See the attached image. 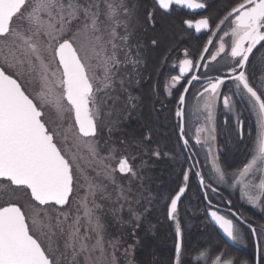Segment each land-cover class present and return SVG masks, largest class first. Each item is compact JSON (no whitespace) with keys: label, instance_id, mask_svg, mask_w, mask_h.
<instances>
[{"label":"snow or ice","instance_id":"6c2138e0","mask_svg":"<svg viewBox=\"0 0 264 264\" xmlns=\"http://www.w3.org/2000/svg\"><path fill=\"white\" fill-rule=\"evenodd\" d=\"M178 8L208 9L209 2L0 0V264H134L137 231L161 206L177 237L173 264H193L182 259L191 178L209 221L244 242L209 196L225 185L264 213V0H232L222 14L184 20L207 32L206 44L198 51L170 45L150 63L149 50L161 48ZM141 32L151 33L147 45ZM165 68L178 73L168 77L167 95L177 90L179 151L162 147L153 127L116 137L121 119L140 107L142 82ZM236 97L255 113L257 132L250 159L229 170L216 143L217 107L233 114L239 141L253 135ZM190 99L203 116L194 137L186 132ZM159 103L154 111H170ZM164 159L180 168L169 191L155 189L151 175ZM231 215L257 237L255 264H264V224L258 235L257 226ZM193 251L194 264H247L222 249Z\"/></svg>","mask_w":264,"mask_h":264},{"label":"trees","instance_id":"16d2710c","mask_svg":"<svg viewBox=\"0 0 264 264\" xmlns=\"http://www.w3.org/2000/svg\"><path fill=\"white\" fill-rule=\"evenodd\" d=\"M153 0H144L145 5L150 6ZM209 8L206 9L204 16L212 15L216 16L222 14L224 9L232 2V0H208ZM186 20L182 15L174 13L169 18V22L178 31L177 36L172 40L164 41L162 47L166 50L170 45H175L178 49L187 48L188 45H195V50H199L202 45L206 43L207 36L195 38L191 32L185 28L183 21ZM150 32L145 34L140 33L142 42L149 43ZM180 36L185 38L181 39ZM193 49V50H194ZM154 51V50H153ZM192 51V50H190ZM250 119V118H249ZM251 121V120H250ZM250 126H254L250 123ZM239 141V140H238ZM240 144H228L222 145L223 151L230 150L229 159H225V155L222 157V161L229 168V170H235L242 167L244 161L248 156V148L243 149V143ZM234 148V151H232ZM151 171L156 172L157 188L159 191H169L174 189L179 179L180 168L177 164L170 160L164 159L157 161L154 168ZM154 185V184H153ZM191 190L186 194L185 207L187 208V216L185 217L183 224L186 229L185 232V247L187 252L183 256V260L186 262H195L196 253L193 251L196 248L207 247L213 251L222 249L228 253L231 257L240 260L241 262L247 261L249 264H254V258H250L249 255L232 248L226 244V242L218 234L217 230L210 224L208 218L205 215V203L201 198L198 188L193 178L190 180ZM195 185V186H194ZM195 188V189H194ZM159 218L156 217V223L148 218V221L137 231V236L140 238V244L136 247L134 254V264H173L174 261V249L176 243L175 232L171 230V222L166 221L164 216L161 217L160 207L158 208ZM245 214L249 217V223L253 225L260 223L261 219L258 214H255L251 209L245 208ZM150 225H155L154 229L150 228ZM116 229V228H115ZM130 239V238H129ZM171 244V245H170ZM168 245V251L165 250ZM170 245V246H169ZM253 247L254 244L252 243ZM170 247V248H169ZM254 253V250H253Z\"/></svg>","mask_w":264,"mask_h":264},{"label":"flooded vegetation","instance_id":"af4514ba","mask_svg":"<svg viewBox=\"0 0 264 264\" xmlns=\"http://www.w3.org/2000/svg\"><path fill=\"white\" fill-rule=\"evenodd\" d=\"M175 13L178 14V15H182L183 17L186 18V20L187 19L197 20V19H200V18H202L204 16L203 14L205 13V11L201 12V13H191V12H186V11L178 8L175 11ZM173 15H174V13H173ZM184 26H185V24H184ZM189 31L191 32V34L195 38H200V37H203V36L204 37L205 36L208 37V35L206 33H203V34H201L200 36L197 37L193 31H191V30H189ZM145 45H147V44H145ZM195 47H196L195 45H188L187 48L189 50H193ZM164 51L165 50H164V48L162 46H161L160 49H156L154 51L153 50H149V53H148L149 54V62L150 63L159 62V59L164 54ZM173 59H175V56L173 57ZM176 74H178L176 71H169V70H167V68H165L163 70V75H156V76H153L150 81H143L142 82L141 89L136 92V95H139L141 97L140 107H139L138 110L134 111L133 114L130 117L124 116L122 118V121L119 124V126L122 127V129L120 131L121 136H126V137H129V138L133 137V136H139L145 130L146 127L158 126L157 123L153 122V114L163 116L164 113H166L165 117L167 119V123L163 122L161 126H175V116H173L172 111H174V109H175V103H176L175 93H176L177 90L174 89L173 90L174 91V95L169 97L167 95V92H168L167 81H168V77L170 75H176ZM196 87L198 88L199 85H197ZM153 88L156 89V93H157L158 99H157V97H154L152 95V89ZM191 91L192 90H190V95H191ZM235 99L237 100L236 110L238 111L239 101H238L237 97ZM161 100L167 105V107H168V109H170V111L164 112L163 114H161L158 111H154L153 104L155 105L156 109H159L160 108L159 101H161ZM192 101L193 100L190 99V102H189L190 106H188L186 108V109H189L190 111L193 110L192 105L195 104V101H193V102ZM220 105H222V104H220ZM217 109H218V107H217ZM216 118H219V120L221 119L219 124L217 125V141H216V143L221 148H223L222 145L227 146L229 144V142L226 139L228 127H229L230 131L233 130V133H234L233 135H234V137H236V133L234 131V116H233L232 113L228 112L227 110L224 112L223 107H221L220 109L216 110ZM225 118H227V120H228V124L227 125L224 124ZM241 118L244 119V121H245V131H246V133L252 127H255V126H248V123H251V121H250L249 117L247 116V111L245 112V110H244V112L242 113V117ZM124 119H125V121H124ZM126 126H128V128ZM186 126H187V122H186ZM256 132L257 131L255 129V133ZM194 133H195V131L193 132V135H194ZM203 135L204 134L202 133L201 136L203 137ZM250 137L251 136H248V135L245 136V140H244L245 143H246V141L248 142V139L250 140ZM154 139L158 141V135H156L154 137ZM245 143H243V144H245ZM253 145H254V142L251 143V147L252 148H253ZM246 148H248V146ZM223 155H224V151H223ZM151 175L154 178L153 187L158 190L156 172L155 171H151ZM204 203H205V206H206V201H204ZM219 207L224 209V210L220 211L221 214L225 215L227 218H230V219L234 218L228 212V211H235V210H233L232 205H228L227 202H226L225 204L219 205ZM156 217H157V212H154L153 215L149 217V219L151 221L153 220L154 221L153 223H156ZM234 219H233L234 223L237 224V221L234 220ZM258 235H259V233H258ZM252 243L255 245L254 241H252ZM233 248H235V247H233ZM239 248H238L239 251L249 255L250 258L253 257L254 259L253 258L252 259L254 260V264H255V261H256V258H257V251H256L255 246L253 247V249H254L253 255H252V253L244 250L241 246H239Z\"/></svg>","mask_w":264,"mask_h":264},{"label":"rangeland","instance_id":"374dc122","mask_svg":"<svg viewBox=\"0 0 264 264\" xmlns=\"http://www.w3.org/2000/svg\"><path fill=\"white\" fill-rule=\"evenodd\" d=\"M177 33H178V31L173 26V28L170 31V33L167 34L166 36H164V41L172 40L175 36H177ZM180 38L183 39L185 37L180 36ZM177 46H178V48L181 47V46H179V44ZM237 98H238V101H239L238 112L239 113H243L244 110H245V112L247 111V116L250 118L251 122L255 126V127H252L250 129V131L253 134L250 137V140L248 139V142L246 141V143L242 146L243 149L248 146V150H247L248 156L246 158L247 159H250V153H251V150H252L251 143L254 142V137H255V134H256L255 133V129L257 131V118H256L255 113L253 111H251L250 108L248 107L247 102L244 99H241L239 97H237ZM188 106H190V105H188ZM221 107H223V106L222 105H219L218 106V109H220ZM223 110H224V112L226 111V109H224V108H223ZM172 113H173V116H175L174 115V111H172ZM165 115H166V113H164L163 116L153 114V122L158 124V126H153V128H157L159 130V132L161 133L160 135H158V142L161 144L162 147H165L166 149H172V148L175 147L176 150L179 151V144L177 142V136H176V131L177 130H176L175 126H161L163 122L164 123H167V119H166ZM185 120L187 122L186 132H187V134L190 137H193L194 136L193 135V132L195 131V129L197 127H199L200 123L203 122V116L200 115L199 113H196L194 109L192 111H190L189 109H186V117H185ZM220 120H219V118H216V127L219 124ZM121 121H122V119H121ZM124 121H125V119H124ZM248 126H250V123H248ZM118 127H119V131H117V132L114 133V135L116 137H120L121 136L120 131H121L122 127L119 126V125H118ZM126 127L128 128V126H126ZM233 134H234L233 133V130L230 131V129L228 127L226 139L229 142V144L230 145L231 144L235 145L236 143L237 144H240L239 141H238V139L236 137H234ZM232 151H234V148H232ZM229 152H230V150L226 151V154L224 153L225 156L222 155V157L224 156L225 159H229V154H230ZM222 157H221V160H222ZM198 158L201 160V167L204 168L205 171H207L208 168L210 167V164H206L205 163V154H204L203 151H201L199 153V157ZM193 179L195 181V178H193ZM177 183H179V179H177ZM195 184H196V181H195ZM209 199H213V203L214 204H219V205L225 204L228 200H231L232 201V204L231 205L233 207V210H235L234 212L238 213L241 217H244L248 222H249L250 219L245 214L244 209L245 208H248V209H251L252 211H254L255 214H258L260 216L259 218L261 219V222L260 223L254 224V226H257L258 233H259V225L264 224V213H262L259 208H257L255 206L249 204L246 201V199L242 198V196H241V194H240L239 191H236V190H233L231 188H228L225 185H221L220 186V192H219V194H211L209 196ZM160 210L162 212L161 217H163L164 216V213H163L162 206L160 207ZM158 211L159 210L156 211L157 214H159ZM159 215L157 216V218H159ZM237 225L240 227L241 233L243 235V240H244L243 243H237V244L239 246H241L244 250L252 253V255H253V250H254L253 249V245H252V241H254L253 236L251 235V233L249 232L248 228L245 225L240 224L239 222H237ZM170 226H171L172 232H174V225L170 224ZM110 231L113 234H117V229H115L114 227L113 228H110ZM254 246L256 248V245H254ZM167 248H168V245H167V247L165 249V250L168 251ZM196 256H197V253H196ZM182 259H184V258L182 257Z\"/></svg>","mask_w":264,"mask_h":264},{"label":"water","instance_id":"95a60500","mask_svg":"<svg viewBox=\"0 0 264 264\" xmlns=\"http://www.w3.org/2000/svg\"><path fill=\"white\" fill-rule=\"evenodd\" d=\"M185 10L186 12H191V13H201V12H204L205 9H201V10H196V11H193V10H189V9H183ZM186 26V25H185ZM187 28V26H186ZM189 29V28H188ZM189 30H192L196 36H200L201 34L203 33H207L206 31H202L200 33H197L195 32L194 29H189ZM224 210L223 208L219 207V211H222ZM231 215V212H234V211H228ZM221 214V213H220ZM223 215V214H222ZM232 216V215H231ZM227 218V217H226ZM235 218V217H234ZM229 219V218H228ZM236 219V218H235ZM209 220V219H208ZM237 220V219H236ZM238 221V220H237ZM210 222V221H209ZM239 222V221H238ZM210 224L218 231L219 235L221 236V238L231 247H235V248H239L238 245L234 242H232L231 240H229L224 234H223V231L219 228L218 225H216L214 222H210ZM244 225V224H243ZM246 226V225H245ZM254 241H255V245H256V240H257V237H254Z\"/></svg>","mask_w":264,"mask_h":264}]
</instances>
